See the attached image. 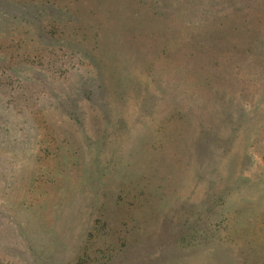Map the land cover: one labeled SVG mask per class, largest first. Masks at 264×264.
I'll list each match as a JSON object with an SVG mask.
<instances>
[{
	"label": "rangeland",
	"instance_id": "1",
	"mask_svg": "<svg viewBox=\"0 0 264 264\" xmlns=\"http://www.w3.org/2000/svg\"><path fill=\"white\" fill-rule=\"evenodd\" d=\"M0 264H264V0H0Z\"/></svg>",
	"mask_w": 264,
	"mask_h": 264
},
{
	"label": "trees",
	"instance_id": "2",
	"mask_svg": "<svg viewBox=\"0 0 264 264\" xmlns=\"http://www.w3.org/2000/svg\"><path fill=\"white\" fill-rule=\"evenodd\" d=\"M16 74L28 81H39L43 79V76L38 71L30 68L19 67L16 69Z\"/></svg>",
	"mask_w": 264,
	"mask_h": 264
}]
</instances>
